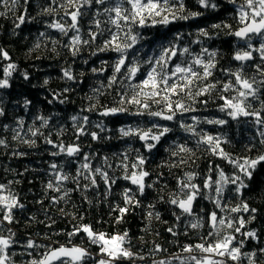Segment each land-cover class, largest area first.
Listing matches in <instances>:
<instances>
[{
	"label": "trees",
	"instance_id": "1",
	"mask_svg": "<svg viewBox=\"0 0 264 264\" xmlns=\"http://www.w3.org/2000/svg\"><path fill=\"white\" fill-rule=\"evenodd\" d=\"M214 2L218 6L216 9L204 8L198 0H183V11L178 5L175 9L178 14H202L187 20H172L168 24L159 23L160 17L146 19L143 26L138 23L125 25L120 21L122 30H118L110 22L115 18V12H106L105 9L117 5L130 9L131 5L126 0H105L104 4L91 0L90 5L80 8L83 15L78 17L79 32L69 30L67 35L49 27L58 22L68 28L72 23L65 12L74 9L67 5L66 0H18L14 7L12 0L7 7L0 4V13H3L0 15V49L10 57L5 59L0 56V80L7 78L10 85L0 88V108L4 111L0 116V139L5 141V145H0V184L6 186L0 190V195L15 196L23 204L22 208H13L12 223H0V236L11 237L10 246L6 249L9 257L6 264H31L61 246H76L98 254L99 246L91 243L83 231L69 235L74 227L82 225H90L95 233H105L108 237L128 233L123 245L134 255L129 260L113 264H159L160 261L166 264H181V261L194 264L190 258L183 256L188 254L184 251L186 246H193L196 252L199 250L195 249V245L205 244L207 247L225 236L235 237L230 248L240 247L239 259L231 264H252L245 254L253 253L254 264H264V252H261L264 249V162L257 164L255 170H250L252 176L248 179L219 151L214 153L210 145L199 142L200 136L204 135L219 139L223 152L232 160L255 159L264 155V144L261 143L264 140V124H258L254 116L240 115L234 119L228 115L230 109L221 110L224 106L221 97L232 99L238 96L237 89L243 90L233 75L239 72L249 82L255 80L254 87L259 89L258 98L248 97L246 106H251L247 110L259 111L264 117V84L260 83L264 81V57L259 51L264 44V35L237 40L233 33L244 27L239 17L240 6L245 4V0ZM244 11L249 10L245 7ZM21 15L25 23L17 27V18ZM153 19L157 22L153 23ZM97 20L99 27L95 23ZM214 24L221 27L213 28ZM225 24L230 28L224 27ZM129 27V36L135 35L137 42L126 50V66H137L139 70L135 78L129 80L122 69L117 82L108 87L113 65L120 54L99 49L118 31L120 39L117 42L131 44L130 38L124 35ZM202 29L208 32V36L200 35ZM90 32L97 33L95 41L81 43L79 52L73 55V49L69 47L73 37L79 35L82 41L90 40ZM173 46L178 54L171 59L169 72L174 71L176 64L185 66L191 63L197 55L207 61V54L202 53L204 48L216 53L215 68L211 70L213 75L199 82L200 86L212 83L216 87L195 100L183 93L172 97L173 100L180 99L195 111L177 112L169 121L148 114L165 108L163 102H155L160 97H141L150 105L149 109L127 102L121 104V94L126 92L131 97L134 94L132 85L146 79L163 50ZM185 47L189 53H183ZM242 51H252V59L236 60L235 55ZM10 63L16 67L6 77L4 70ZM93 68L97 72L94 73ZM64 70H71L75 79L65 78ZM225 84H232L233 87L224 91ZM192 90L195 93L196 87ZM205 100L206 104L201 102ZM25 101L30 103L25 104ZM112 107L126 111L116 117L102 115L105 108ZM140 112L143 114H138ZM73 116L78 117L76 122L71 119ZM85 116L88 117L85 132L97 133V139L91 135H80L77 139V128ZM40 117L47 120L46 125ZM206 120H224L226 123L209 124L204 122ZM153 124L168 127L171 131L158 143L148 141L156 143L151 151L137 135L123 136L120 132L122 128L146 131ZM181 124L194 127L199 135L185 131ZM37 129V134L33 136L32 131ZM152 130L157 132L155 128ZM17 134L19 138L14 139ZM55 145H79L80 151L69 156ZM180 145L191 149V152H179ZM173 152L178 154L173 155ZM141 156L146 160L143 170L149 172L144 181L143 195L138 193L136 185L124 179L126 174L139 172L140 169H133L132 164ZM181 160L185 163H180ZM84 163H88L93 171L83 169L81 166ZM52 164L58 165V168H51ZM95 169L106 172L109 179L105 181ZM58 171L69 177L67 181L60 182L59 192L47 188L49 182L56 185L54 173ZM221 172L229 178L241 176L247 187L237 192L238 183L221 181ZM85 176H93L95 185ZM188 176H192L190 183L200 189L192 215L181 212L170 203L171 199L185 198L180 182L188 183ZM206 183L210 186L205 187ZM149 184L152 186L148 187ZM217 187L222 188L220 194L215 192ZM127 189L132 190L130 195H134L139 205H128L129 210L117 222L121 214L116 206H126L123 194ZM65 191L69 192L68 196H64ZM217 200L220 201L219 206ZM242 203L248 204L249 212L232 213L227 210ZM251 209H256L255 213ZM213 212L217 214V220H225V225L220 226L219 236H209L215 231L209 219ZM157 213L159 219L156 218ZM252 216L255 218L251 219ZM238 217L245 221L240 233L235 232ZM2 218L3 212H0V221ZM229 218L233 228L226 226ZM197 220L200 226L193 229L191 224ZM249 231L255 232L256 238L243 235ZM30 240L37 247L28 248ZM240 241L242 244L238 243ZM93 254L84 257L81 264H98L100 259Z\"/></svg>",
	"mask_w": 264,
	"mask_h": 264
},
{
	"label": "snow or ice",
	"instance_id": "2",
	"mask_svg": "<svg viewBox=\"0 0 264 264\" xmlns=\"http://www.w3.org/2000/svg\"><path fill=\"white\" fill-rule=\"evenodd\" d=\"M18 2V0H12L13 7ZM128 4L131 5L130 9H122L121 6L117 5L114 8L108 9L106 8V12H115V18L111 19L110 22L116 26L118 30H122V26L120 24V21H123L125 25L130 24H139L143 26L145 24L146 19L148 18H154V17H160L159 23L168 24L172 20L176 19H183L187 20L189 18H193L196 16L201 15L202 13L193 12L189 13L187 15L178 14L175 10L177 5L179 6L180 11L182 12L184 9V3L183 0H126ZM230 2L235 3V0H230ZM67 5L70 8H73V11H66L65 15L70 16V19L72 23L66 28L61 23H54L50 24L49 27L58 29L61 33L67 35L69 30H75L76 32H79V28L77 26L78 24V17L83 15L81 13L80 8L84 7L85 5H90L91 0H66ZM96 3L98 4H104L105 0H96ZM198 3L204 7V8H211L216 9L218 6L214 2V0H198ZM0 4H3L4 6H8L9 0H0ZM63 7V5H61ZM241 11H240V22L244 24V27L240 28L239 30L235 31L233 34L236 37L242 38V39H249L250 34H262L264 35V0H245V4L241 5ZM247 7L249 11H244V8ZM46 11H49V9H46ZM3 13H0L2 15ZM171 17V19H170ZM18 23L16 24L17 27H19L21 24L25 23V19L23 15L17 18ZM157 21L153 19V23H156ZM97 27H99L100 22L97 20L95 21ZM224 27H229L230 25H223ZM213 28H220V24H214L212 25ZM131 32V28L129 27L128 32H125L124 35L131 40V44H121L118 43L120 39L119 31L116 33H113L107 41L104 42L103 47H101L100 51H115L120 54V58L114 63L113 65V74L109 78V84L108 87H111L112 84H115L117 82L118 74L122 72V69L127 73L126 78L131 80L134 79L136 76V73L138 72L137 66H126V60H127V53L126 50L131 48L136 42L137 37L135 35L129 36V33ZM102 34V33H100ZM43 35V33H41ZM97 33L90 32V40H81V37L79 35H76L72 39L71 45H69L70 48L73 49L72 54L76 55L80 48V44H88L90 42H94L96 39ZM200 35L208 36V32L206 30H201ZM39 47V45H37ZM249 48H251V45H248ZM183 53H189V49L187 47L183 48ZM262 57H264V44H261L259 49ZM203 54H207L208 59L207 61L203 60L200 55H197L191 63H188L185 66H182L181 64H176L174 66V71L169 72L168 66L173 57L177 56V50L175 46L166 48L163 50L161 55L158 59L155 60L153 66L151 68V71L148 72L147 78L144 79L141 83L132 85L134 94L131 97H128L127 93H122L120 96V103L123 104L124 102L135 104L140 106L142 109H149L150 105L141 99V97H147L148 99H155L157 97H160V99H155V102L157 104L163 102L165 104V108L160 111L155 112H149L148 114L153 117H161L164 120H173L177 112H188V111H195L194 108L191 106H186L185 103H183L180 99L173 100L172 97L176 96L179 97L182 93L187 95L189 99L195 100L196 97L209 94L212 89L216 87L215 84L209 83L206 86H200L199 82L201 80H207L208 77L212 76V69L215 68V52H209L207 48L202 49ZM0 56H2L5 59H10L8 56V53L4 51L3 49H0ZM238 61H247L252 59V51H242L237 52V54L234 57ZM148 63H153V61H148ZM198 66V67H197ZM14 64H9L8 67L4 70L5 76H10L12 71L15 70ZM159 69V71L157 70ZM92 71L95 73L97 72V69L93 68ZM103 71V69H101ZM64 77L68 80H73L75 77L73 76L71 70H64L63 73ZM235 76L236 83L241 86L243 90L237 89L238 96L234 97L232 99H228L225 97H221V99L224 100V106L221 108V110L230 109L228 111V115L233 117L234 119L237 118L240 115H243L245 117L247 116H254L256 117V122L258 124H264V117L261 116L259 111H252L249 112L247 110L248 107L251 105L248 104L246 106V101L248 100V97L251 96L253 98L257 97V92L259 91L258 88L254 87L255 80L253 82H249L248 79L242 78L241 74L239 72L233 73ZM25 78H27V75L25 74ZM171 81V83H170ZM48 81H45V84H47ZM260 83L264 84V81H261ZM9 81L7 78L0 80V88H7L9 87ZM196 87L195 93H193V87ZM103 87V85H102ZM232 84H225L223 90L228 91L230 88H232ZM145 89H150V91H145ZM65 91H68V89H65ZM94 91L99 92L100 89H94ZM58 95V94H56ZM55 98V96H54ZM243 98V99H241ZM51 102V101H50ZM60 103H64V100H60ZM202 103H207V101H201ZM30 103V101H25V104ZM92 109H89L91 111ZM126 109L124 108H105L102 112V115L108 116V115H115L120 112H124ZM167 113V114H166ZM4 114V111L2 108H0V116ZM138 114H143L142 112ZM40 119L44 120L43 117H40ZM74 122L78 120V117L73 116L71 118ZM193 120H196V117H193ZM88 122V117H83L81 126L77 128V139H79L80 135H91L93 139H97V133H86L84 125H86ZM209 124H224L226 121L224 120H206L204 121ZM22 123V122H21ZM44 124H47V120H44ZM97 127H100V125H97ZM181 127L185 129V131L191 132L195 135H199L195 132L194 127L192 126H186L184 124H181ZM152 128L157 129V132H153ZM152 128H149L148 130L143 129H132L128 128L120 129V132L123 136H129V135H137L140 140L145 141L146 148L151 151L153 148L156 147V143H149L148 141H154L159 142L161 137H163L166 133L171 131L168 127H162L157 124H153ZM103 130V129H101ZM32 131V130H30ZM38 132V129L35 131H32V135L35 136ZM264 135V133H262ZM19 134L14 137V139H18ZM28 143L29 141H25ZM49 143H52V141H48ZM206 143L207 145H210V150L214 153L219 151V154L224 156L225 158L229 159V162L233 163L236 169L243 174L244 177L251 179L252 171L255 170L257 164L264 162V155H260L255 159L251 158H237L235 160H232L231 158L227 157V155L223 152V149L220 147V141L217 138H214L211 135H204L200 136V141ZM30 143L34 144L35 141H31ZM262 144H264V140L261 141ZM0 145H5V141L3 139H0ZM55 147H58L60 152H66L67 155L73 156L77 154L80 151L79 145H73V146H63V145H55ZM179 152H191V149H188L184 147L183 145L179 146ZM59 153H53V155H57ZM177 152H173V155H177ZM84 159L87 161L88 157L85 156ZM146 160L141 156L137 158V162L132 164L133 169H140L139 172L133 171L130 174H126L124 176V179L130 180L132 185L137 186V191L140 195L144 194L145 191V178L149 176V172L143 170V166L145 165ZM180 163H185L184 160H181ZM83 169L88 170L89 172H92L90 165L88 163H84L81 166ZM125 168H127V165H124ZM51 168L57 169L58 165L52 164ZM96 173H99L105 181L109 179L108 174L106 172H102L100 169H95ZM56 175L57 183L54 186L52 182H49L47 184L48 189H53L57 192L61 191V183L62 181H67L69 179L68 175L64 174L62 171H58L54 173ZM83 175V173H81ZM221 181L230 182L232 184H237L236 191L239 192L240 189L247 187V185L244 183L241 176L237 175L232 178L226 177L223 172L220 173ZM85 179L91 180L92 184L95 185V178L93 176H85ZM192 180V176H188V183H185L183 181L180 182V188L182 192H185V198L184 199H171L170 203L172 205H176L179 209L182 210L183 213H187L189 215L193 214L192 204L193 201L196 199V196L198 192L200 191L199 187L196 184L190 183ZM114 182V181H113ZM217 183H220L219 181ZM152 185H148V187H151ZM209 184H205V187H209ZM6 186L0 184V190L4 189ZM132 192L131 189L125 190L123 196H124V202L125 207L120 208L119 205L116 206V208L120 212V216L117 218V222H119L120 219L123 218V214L126 213L128 209V205H139V201L134 199V195H130ZM215 192L217 194H220L222 192L221 187L215 188ZM69 192L65 191L64 196H68ZM217 205L219 206L220 201H216ZM0 212H3V218L0 223L3 221H7L8 223H12V210L15 207H23V204H20L18 201V198L15 196L9 195L4 196L0 195ZM228 211L232 213H239L241 211L243 212H249V206L247 203H242L241 205H238L236 207H232L230 209H227ZM256 209H251L252 213H255ZM149 217L152 216V213H148ZM156 218L159 219V213L156 214ZM255 217L252 216L251 219H254ZM179 219V217H177ZM210 225L215 230L214 232H210L209 236L215 235L219 236L220 233V226L225 225V220L220 219L217 220V214L215 212L210 214ZM245 221L242 217H238L235 221V232L240 233L241 229L244 227ZM200 226L199 220L191 224V227L193 229L198 228ZM227 228H233L234 224L231 222V218H229V222L227 223ZM80 231H83L87 237L90 239V242L93 244H99L100 245V251L102 254H106L109 259H101L98 261V264H113V262L117 259L121 258H132L133 253L123 248V244L125 243V237H127L128 233L125 232L122 236L119 234L112 235L111 237H108L105 233H95L90 225H82L79 227H74V230L72 233H69V235H75L78 234ZM169 231L171 232L172 229L170 228ZM14 235V234H13ZM243 235L256 238L255 232L249 231L246 233H243ZM235 239L234 236H225L222 240H216L213 244H209L207 247L205 244H197L195 245V249L200 250L203 253H210L215 254L221 257H228L231 260L235 261L239 259L240 255V247H231L232 241ZM11 237L5 238L3 236H0V264H6V261L9 259L6 249L10 246ZM242 244V241L238 242ZM28 248L37 247L33 241H28L27 244ZM157 251H159V246H157ZM193 246H186L184 251L186 252H192ZM261 252H264V249L261 250ZM90 254L87 252L86 249L80 248V247H72L68 248L66 246H61L58 249H53L49 253L45 254L43 259L36 261L33 260L31 264H52L53 261H59L60 264H81L84 257L89 256ZM254 253L253 254H245V256L252 261V264H254ZM140 259H143V257H140ZM176 259H179V257H176ZM190 261H193L194 264H225L224 261H216L209 257H205L203 260L197 259L196 256H191ZM159 264H166L165 261H160ZM170 264V262H168ZM181 264H185L184 261H181Z\"/></svg>",
	"mask_w": 264,
	"mask_h": 264
},
{
	"label": "rangeland",
	"instance_id": "3",
	"mask_svg": "<svg viewBox=\"0 0 264 264\" xmlns=\"http://www.w3.org/2000/svg\"><path fill=\"white\" fill-rule=\"evenodd\" d=\"M97 246H99V248H100V245L99 244H96ZM123 248H124V245H123ZM127 250V249H126ZM89 254H93L92 252H90V251H87ZM197 252H189V257H191V256H194L195 254H196ZM201 254V256H197V255H195L197 258H205V257H209V258H211V259H213V260H216V261H224L225 262V264H230L231 263V261H233V260H231L230 258H228V257H226V256H224V257H221V256H218V255H215V254H210V253H203V252H201L200 253ZM95 257H97V258H99L100 260L101 259H105V260H107V259H109V257H107V255L106 254H102L101 253V251H99V253L98 254H93ZM123 259H126V260H129L130 258H121V259H117V260H115L114 262H117V261H120V260H123ZM113 262V263H114Z\"/></svg>",
	"mask_w": 264,
	"mask_h": 264
},
{
	"label": "bare ground",
	"instance_id": "4",
	"mask_svg": "<svg viewBox=\"0 0 264 264\" xmlns=\"http://www.w3.org/2000/svg\"><path fill=\"white\" fill-rule=\"evenodd\" d=\"M235 38L237 39V40H239V41H244V40H246V39H241V38H239V37H236L235 36ZM182 199H184V198H182ZM196 201H197V198L194 200V207H195V204H196ZM193 212H194V210H193ZM185 214H187V213H185ZM189 215V214H188ZM193 252H195V251H193ZM197 253L195 254V255H197L198 256V254L200 253V250L199 251H196ZM188 254H189V252H188ZM190 255V254H189ZM194 255V256H195ZM231 263H232V261H231ZM230 263V264H231Z\"/></svg>",
	"mask_w": 264,
	"mask_h": 264
},
{
	"label": "water",
	"instance_id": "5",
	"mask_svg": "<svg viewBox=\"0 0 264 264\" xmlns=\"http://www.w3.org/2000/svg\"><path fill=\"white\" fill-rule=\"evenodd\" d=\"M252 35H260L259 33H257V34H250V36H252ZM242 39V38H241ZM120 113H117V114H115V115H108V116H114V117H116V116H118ZM192 209L194 210V201H193V204H192ZM181 210V209H180ZM181 212H182V210H181ZM68 248H70V247H68ZM58 249V248H57ZM59 261H53L52 262V264H56V263H58Z\"/></svg>",
	"mask_w": 264,
	"mask_h": 264
}]
</instances>
